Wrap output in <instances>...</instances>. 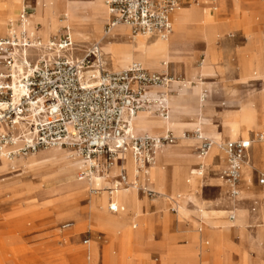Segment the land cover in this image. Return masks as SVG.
Returning <instances> with one entry per match:
<instances>
[{
	"label": "rangeland",
	"instance_id": "1",
	"mask_svg": "<svg viewBox=\"0 0 264 264\" xmlns=\"http://www.w3.org/2000/svg\"><path fill=\"white\" fill-rule=\"evenodd\" d=\"M193 1L194 0H191L190 3ZM216 1L217 0L199 1L202 8L206 9L212 16H217L218 20L225 24L224 27H221L218 30L217 34L211 41L215 55V64L218 66L215 74L201 75L195 71L205 58L206 41L201 38H191L193 35H188L186 31L182 32L176 30L174 23L172 34L167 39L170 44L169 58L166 59L167 65H164V61L160 60L157 68L148 69L142 66L150 72L171 74L174 81L171 87V92L168 93L166 98L168 108L170 109L169 106H171L174 109L173 119L176 123L172 129L170 128L166 130L174 137V142L165 148L171 151L172 159L170 162H167L166 160H164V162H167L165 167L167 175L170 174L172 167L184 166L181 167L180 170V182L182 179L185 180L188 170H195L194 166L196 164V156L198 155L196 150L199 144L195 132L197 131L201 137H207L204 133L201 134L200 129H198V123L203 124L201 127V131L203 132H208L210 127L214 125L216 126V129L222 131L216 112H220L223 108L227 107L235 108L237 103L229 100H234L233 98L234 96H238L239 90L254 89L259 91L264 88V85L261 84H264V69H262L260 65V59H257L253 63V70L255 72L257 71L258 74H261V77L256 78L257 80H253V78H251L252 74H250L245 76L248 79L247 82L246 80L240 81L238 71L239 61L242 59L246 60L253 54L247 51L241 52L240 49V47L247 42L245 27L248 28L250 34L252 33V36L255 33H259V36L264 39V0H257V2L241 0L238 2V7H236L233 2H228V0ZM37 2H41L40 6L43 10L41 16H39V18L36 17L34 24L39 32V39L42 41L41 44L44 45L47 44L52 37H58L63 31V26L67 27L69 22L66 14L60 9L53 8L54 2H50L49 0H25L27 10L29 13L31 12L28 17L34 14L35 8H38V6H36ZM78 2H80V5L86 6V9L90 14L95 10V7H91L90 5L91 0H78ZM214 7L216 9H213ZM51 8L55 10V13L48 18V11ZM18 15L13 19V22L18 18ZM201 15L206 16L202 13ZM104 25L105 23H103V28ZM54 26L57 27L55 28ZM121 31H123L122 28H116L114 30V32ZM51 32L53 34L50 36ZM115 38L118 39L121 38V36L119 37V35L116 34ZM45 39H48V41L43 43ZM101 44L102 42H99L97 45L99 52L101 53L100 59L102 61L105 60V68H109V62L106 58L105 52L101 48ZM81 45L82 44H75L72 40L71 51L63 52V50L61 52L70 55L72 58H81L87 50L92 48L90 46L85 47ZM38 50H30L32 54L31 59H35L39 55ZM108 52L113 56L112 60L114 65L122 66L124 64V61L121 60V58L126 55L125 53L119 51ZM89 65L95 67L96 62L93 58H90ZM180 81H187L189 89L197 86V81L204 83L201 86L203 94L202 108H198L194 98L189 94L184 100L178 102L177 105L173 104L172 101H168V97L177 95L178 89L181 88V83H178ZM213 111H215V113ZM154 118L157 120L161 117L154 109H152L149 112L148 119L154 120ZM195 120L196 127L191 125ZM149 129L150 131L147 134L157 136H163L166 134L164 133L165 130L158 127L152 126ZM256 132L264 135V128L262 127V129ZM227 139V136L223 135L222 141L224 142ZM260 146H264V141L255 145L252 156H250L252 162L250 172H253L254 174L259 172L264 173V166L261 167L256 164L257 162H255V160L253 161V157L255 159L258 147ZM48 151L53 152L49 153V157H39L37 160L29 161L27 163H25L24 159L20 160L19 168L16 172L11 171L14 165L17 164L15 158L11 159L9 162L11 166L9 165L7 169H0V187L17 182L22 185V188H19L18 190L16 189L17 191H29L32 190L31 187L38 190L36 191L37 193L34 191L17 193L11 190L0 189V264H85V262L88 261L89 256L91 257L90 249L92 246H94V244L101 246L107 239V235L102 232L100 233L92 225V217L89 219L91 222H89L90 227L84 225L74 230H72L74 226L62 228L64 223L73 221L69 218L58 219L56 209L47 204L48 200L53 194L59 195L60 192L71 186L81 187L84 189V192L77 197V212L80 213V217L87 218L89 217V212L85 208L89 202L90 196H93L92 193L94 192L90 190L93 185L77 181V168L70 175H66L67 172H52L44 176L46 167L51 164L54 159H71L69 153L62 151L58 147L42 149L35 152L33 155H44ZM158 156L159 155H157L156 158L157 161ZM25 157L30 158L32 155L30 154ZM157 161L154 164V168H149L150 175L154 180L148 184L151 185L154 183V185L150 187L147 183L145 185L142 184V186H145L147 189L154 192L153 196L150 197L143 192H137V197L146 204L142 207L141 211L140 208H136V212H138V215L140 214L139 216L144 220L145 225L143 227H140L139 225L132 229L130 228L133 224L132 223L129 227L133 230L132 234H134V236L132 235V239L137 245H142V241L146 238L144 230L141 228H144L149 232L153 241H157L160 238L161 233L162 235L188 231L196 234L203 233V231H199L200 227L198 226L191 228L189 219L179 218L176 214L174 204L167 202L168 206L164 209L156 207V204L159 201L164 200L162 196L155 192L158 191L161 193L163 191L162 179L165 176L164 166L158 165ZM222 165L223 161H220L219 157L213 161V164L209 167V171L203 175V187L194 193L196 199L201 203H204L207 209L231 210L232 205H234V207L242 209L244 212L250 211L249 208L251 204L249 200L252 198H258V200L261 201L262 195H259L258 197L254 196L253 190L250 188L249 191L252 192V194L250 193L249 195L241 196L239 200L235 199V204H232L229 190H223L219 181L213 183L214 179H220L219 169ZM187 166L189 168H187ZM161 168L164 170H161ZM54 170L57 171V169ZM28 176H31L33 180H36L35 183L25 181L28 179ZM55 181H58L55 186L47 184L48 182ZM252 182L254 185L256 184L254 175L252 176ZM165 187L173 191L170 181L165 183ZM259 193H261L260 188ZM185 202L187 208L192 210L193 202L190 199H186ZM150 205H152V207H150ZM65 207L67 210L63 211L62 214H70L74 211V208L70 205H65ZM107 212L110 213L108 210ZM230 214L231 213H225L219 215H221L224 220H229ZM102 215L104 216V214ZM194 216L195 214L191 212L190 218H194ZM239 224L245 227L243 223L240 222ZM257 224L258 222L249 224V227L247 228L249 231L247 235L245 234V240L251 238L253 241H256L252 238L250 230H252ZM160 229H162V231H160ZM203 229L206 232V236L202 238L199 244L197 243L195 253L197 260L199 263L203 262L202 264H214L209 261L212 258L213 261L215 260L216 264H219L222 258L221 248L215 245L209 234L211 227L205 225L203 226ZM215 230L221 237H229L230 240L234 242L237 240L236 233L233 232V230L228 229L224 223L218 224ZM67 231H69V233L66 236V239H64L62 233ZM260 238L261 242L264 241V235L261 234ZM86 239L88 242L84 244L83 242ZM256 242L261 243L258 241ZM172 244L178 248H186L189 246L190 242L187 238L182 236L173 239ZM140 247L141 246L136 247L135 249L137 250ZM254 248L252 249L253 255L257 254L258 249H260L264 255V243L259 246L258 249L255 246ZM207 250H209V260L206 259ZM113 252L115 253V262L116 264H119L118 246L114 247ZM154 257L155 255H152V258ZM96 261L97 264H106V261L104 263L101 254L97 255ZM186 264L192 263L186 262ZM230 264H236L234 258Z\"/></svg>",
	"mask_w": 264,
	"mask_h": 264
},
{
	"label": "built area",
	"instance_id": "2",
	"mask_svg": "<svg viewBox=\"0 0 264 264\" xmlns=\"http://www.w3.org/2000/svg\"><path fill=\"white\" fill-rule=\"evenodd\" d=\"M185 4L187 0H104V33L124 26L132 36L167 40L172 34L171 16ZM28 14L23 9L14 22H9L7 35L0 38V161L42 149L68 147L81 160L77 180L90 183L129 156L134 164L133 179L129 180L121 167L106 192L112 195L117 189L133 186L153 196L154 192L142 186L139 179L156 162L159 152L174 142V137L170 132L163 136L135 135L129 130V122L140 111L152 109L161 118L168 117L166 98L174 82L172 76L150 72L137 62L120 70H107L100 65L98 47L87 50L81 58H72L61 52L72 49L67 27L47 42L50 52L44 53L39 37L26 27ZM33 49H39L35 59L30 56ZM90 58L96 62V76L86 73L94 70L89 65ZM195 133L198 156H204L211 142ZM263 138L260 133L222 142L224 165L219 177L237 186L251 144ZM256 183L264 207V173H257ZM237 195L236 190H229L231 198ZM108 207L111 212L118 210L114 203ZM256 207L254 203L251 211ZM233 218L230 214L229 219ZM68 226L66 223L62 228Z\"/></svg>",
	"mask_w": 264,
	"mask_h": 264
},
{
	"label": "crops",
	"instance_id": "3",
	"mask_svg": "<svg viewBox=\"0 0 264 264\" xmlns=\"http://www.w3.org/2000/svg\"><path fill=\"white\" fill-rule=\"evenodd\" d=\"M49 1L50 2H56V0H49ZM190 1L191 0H187L188 5L185 4L183 7H181L180 9H178L177 11H175L172 14V16H171L172 31H173V23L176 22V24H183L185 22H188V20H189V9L192 6H196V8L198 9L199 12H201L202 14H205L207 16V21H208L206 33L202 32V30H201L203 28L202 25H196V26H194V30H193L196 36H193V37L191 36V38H201V39L206 41L205 58L199 64V67L197 69H195V71L201 75L215 74L218 66H216V64H215V55H214L213 46L211 45V41H212L213 37L217 34L218 30L221 27H224L225 24L223 22H220V20H218L217 16L216 17L212 16L206 9L202 8L201 4L199 2L200 0H196V1L194 0L192 3H190ZM217 1L219 2L220 0H217ZM240 1L241 0H228V2H233L236 5V7H238V2H240ZM249 1L250 2H253V1L257 2V0H249ZM213 2H215V1H213ZM40 3L41 2H37L36 6L39 7ZM102 3L104 6V0H102ZM199 5H200V7H199ZM23 9H27V5H25L23 7ZM23 9H22L21 5H19L17 3V1H15V0H0V21L3 20L5 22L4 26L7 28V30H8V26H9L8 24H9V22H11L8 19V15L12 14L14 17H16ZM213 9H216V8L214 7ZM30 13L28 14V16L30 15ZM245 20H249V19H245ZM105 21H106V18H105L104 22H100V24L98 25L99 30L102 31L103 23H105ZM237 25H238V22H237ZM4 26H0V38H3L6 36ZM54 27L56 28L57 26H54ZM117 28H122L123 31L114 32V30L116 29L115 28L108 35H106V36L103 35L104 38L102 40L101 48L105 52L106 58L109 62V68H105L106 61L100 60V64L102 65L103 68H105L107 70H118V69H123V68L127 67V65L131 62H138L141 64V66H143L145 68L154 69V68H157L159 66L160 60H163L164 65H167L166 59L169 58V51L167 48L164 49V48L155 46L153 43L155 38H148L146 40L147 47H146V50L144 53L139 52V51H133L131 48H127L125 46H123L125 48L122 47V44H125V43H133V45L136 43L134 40H132L133 37L130 36L128 29L124 26H118ZM245 31H246L245 35H246L247 42L243 46L240 47L241 52L247 51V52L253 53V54L250 58H248L246 60L242 59L241 61H239L238 71H239L240 81L246 80V82H247L248 79L245 77L247 75L252 74L251 78H253V80H257L256 79L257 77H261V74H258L257 71L255 72L253 70L254 69L253 63L257 59H260V62H261L260 65H261L262 69H264V39L261 36H259V33H255L252 36V33L250 34L247 27H245ZM30 32H32V31H30ZM32 33H34L37 37L40 38V36H39V34H37L36 30H34ZM51 34H53V33L51 32L50 36H51ZM116 34H118L119 37L121 36V38H118V39L115 38ZM93 46H97V44H95ZM93 46H90V47H93ZM169 46H170V44H169ZM107 50L108 51H116V52L119 51V52L125 53L126 55L121 58V60L124 61V64L122 66L114 65L113 60H112L113 56H111ZM30 54H31V52H30ZM30 56L32 58V54ZM205 59H206V68L202 69V65H203V62L205 61ZM189 67L192 68L191 66H189ZM0 69H1V67H0ZM187 69H188V66H187ZM169 75H171V74H169ZM183 83H185V87H181L177 91V93L180 92L181 96L176 97L172 103L177 105L178 102L184 100L185 97L189 94L194 98L195 103L198 106V108L199 109L202 108V106H203V98H202L203 94H202V89H201L202 87L201 86L204 83L201 81H197V86H194L191 89H189V87L187 86L188 85L187 81H183ZM261 84L264 85L263 83H261ZM241 95H242V98H244V100L241 98ZM251 95L253 97L260 98V99L264 98V88H262L259 91L254 90V89L239 90L238 96H234V98H233L234 100H229L231 102L237 103V106L235 108L227 107V108H223L220 112H216L218 115L221 127H222V118H223L224 112L225 111H237L242 106V103L248 97H252ZM213 112L215 113V111H213ZM256 113H255L253 121H252L253 128L249 129V130H245V132H243L235 140H237V139H248V138H252L253 136H255L257 134H260L259 132H256V131L262 129V127L264 128V113L258 112V111ZM258 115H259V117H258ZM133 118H131L130 122L132 121ZM140 118L141 117H138L137 119H140ZM135 121H137V120H135ZM153 121H155V118H154V120H152L151 125H154ZM130 122H129V124H130ZM175 124L176 123H172V122L170 123L171 129L175 126ZM191 125L196 127V120H195V122L191 123ZM149 131H150V129L148 127H142V128H135L134 132H131V131L130 132L132 134L138 135V134L148 133ZM213 131L222 133V137H223V135H226L228 138L227 140H230L229 135L227 133H224V132L216 129V126L210 127V129L207 133L209 134ZM253 132H256V133H253ZM204 138H207V137L204 136ZM227 140H225V141H227ZM262 141H264V139L259 140L258 142H254L251 144L250 149H249L248 161L246 162V164L244 166L248 165L249 168L251 169L252 162L250 160V156H252V152H253L255 145L257 143H262ZM58 148H60L62 151L66 152V153L73 152V150H71V149H66V148H61V147H58ZM165 148L166 147H164L160 151V153L158 154L159 155L158 156V165H160V166L163 165L164 169L166 167V163L170 162L172 159L171 151L169 149H165ZM50 152H52V151H48L46 154L38 155V156L33 155L34 154L33 153V154H31L32 157H30V158L17 157V158H15L17 160V164L14 165V167H13V169H11V171L12 172L18 171L19 163H20V160H22V159H24L25 163H27L29 161H35L39 157H49ZM196 152H197V150H196ZM205 155L200 156V157L198 155L196 156V164L194 166L195 167L194 169L202 172V174L201 175H195L194 179L189 181V182L187 180L185 181L183 179L180 182V170H181V167H184V166L172 167L169 175L166 174L167 172L165 169V171H164L165 178L162 180V183H163V186L165 187V183L167 181L171 182V186H172V189L174 191V197L170 196L169 199H166V196L161 195V193H158L157 191L155 192L164 198V200H161L156 204L157 206L155 205L156 207H158L160 209H164V208H166V206H168L167 202L174 204L175 208H176L177 216L179 218H182V219H189V221H190L189 223L191 225V228L195 227V226L200 227L199 231L200 232L203 231L202 234L201 233L196 234V233L189 232V231L188 232H175V233L169 234V235H162V233H161L160 238L157 241H153L151 239L149 232L146 231V229L141 228L142 230H144L146 238L142 241V245H139V244L137 245L134 242V240L132 239V231L133 230H131L130 228L134 229L139 225H140V227H143L145 225L144 220L142 218H140V216H139L140 214L134 220L124 219L121 217H115L113 215H115L121 211L120 205L127 206L129 199H131L132 204L134 206L140 208V211H141L142 207L146 204L144 201L140 200L137 197V192H138L137 189L132 190V192H130V193L129 192H123L119 195L118 199H119L120 205L116 204L118 206V210L116 212H111L108 209V211L111 214L108 213L106 210V205H105L109 201H110V203H113V202H111V200H112L111 196L112 195H108L106 190L112 186L113 177L119 173L121 167H123L125 169L128 179L129 180L133 179V168L131 166V159L129 156H125L124 159L122 161L118 162L107 174L102 175V178L95 179L94 182L87 183L84 181L77 180V181L83 182L85 184L87 183L89 185H93V187L90 188V190H92V189L100 190L99 192L92 193L93 196H90V198H89V202H88L89 205L88 204L86 205L85 209L89 212V217H87V218L86 217H80L81 216L80 213L77 212L78 211L77 210V203H78L77 197H78V195H80L84 192V189H82L81 187H78V186H71V187L63 190L62 192H60L59 195L53 194L52 197L48 200L47 204L51 205L52 208L56 209L58 219L69 218L70 220L73 221V222H66V223H69V226L65 227V228H69L72 224L74 226L72 228V230L79 228V227H82L84 225L90 227L89 219L92 217L93 218L92 225L95 227V229H97L100 233L102 232L105 235H107V239L104 242V244H102L101 246H99L98 244H94V246H92V248L90 249L91 250L90 251L91 257L89 256L88 261L85 262V264H97L96 257L99 254H101V256L103 257L104 263L106 261V264H116L115 258H114L115 253L113 252V249L115 246H118V248H119V254H118L119 264H186V262H189L192 264H198L199 262L197 260L196 254H195L196 253V246H197V243L199 244L201 242L202 238H204L206 236V232L203 229V226H205V225L202 224V222H201L202 211L206 212V214H207L206 215V222L211 226L209 234L212 237V240L214 241L215 245H217L221 248L220 250L222 253V258H221V261L219 264H230V262L233 260V258L236 261V264H264L263 252L260 251V249H258V247L261 246L264 243V241H262L261 243H257L256 241H253L251 238H248L245 240V234L247 235L248 231H249L247 228L249 227V224H252V223L258 222V224L252 230H250V233L255 234V230L257 229L258 231L260 230V234L264 235V207L261 206V203H260L261 201L258 200V198H254V199L252 198L249 200L251 205L249 208L250 211H248V212H244L242 209L234 207V205H232L231 210L207 209L206 206L204 205V203H201L200 201H198L196 199L194 193L196 191H199L203 187V182H204L203 175H204V173L209 171V167L213 164V161L217 157H219V160L223 161V165H224L223 154L221 151H220V154L212 155L210 160L204 164L203 159H204ZM51 157H53V156H51ZM164 160H166L167 162H164ZM254 160H255V162H257L256 163L257 165H260L261 167L264 166V146L258 147L257 153L255 155V159L253 157V161ZM80 162H81L80 158H73V159H69V160H62L59 158L54 159L52 161V163L46 167L44 176H46L48 173H52V172H67L66 175H70L76 168L78 171V168L80 166ZM123 164L130 165V169L128 170ZM223 165H222V167H223ZM187 168H189V167L187 166ZM0 169H4V168H2L0 166ZM54 169H57V171ZM220 169H219V171H220ZM161 170H163V168H161ZM241 172H242V169H241ZM249 173L250 174L248 176V179H245L244 178V169H243L242 181H239L238 185L235 186L236 190L239 192V196H238V198H236L238 200L241 196L249 195L250 193L252 194V192L249 191L250 188H252L254 196L258 197L259 195H261V193H259L260 187L257 185V183L254 185L252 182V176L254 175L255 179H256L257 174H254L253 172H249ZM139 180H140L141 184H143V185H145L146 183L148 184L151 181L153 182L152 176L150 174L141 176ZM19 181H23V180H19ZM25 181H30L32 183H35L36 180H33L31 178V176L30 177L28 176V179H26ZM217 181H219L221 183L223 190L228 191L231 189L227 185L226 181H224L223 179H221V178L220 179H214L213 183H217ZM57 182L56 181L55 182H48L47 184L55 186ZM15 183H17V182L6 185L5 187L2 186V187H0V189L12 190V191H15L17 193L29 192V191L30 192L34 191L35 193H37L36 191H38L34 187H31L32 190H29V191H22V190L17 191L16 189L11 188ZM152 185H154V183H152L149 186L152 187ZM35 186H36V184H35ZM38 189H40V188H38ZM260 192H261V189H260ZM186 199H190L193 202V209L192 210L187 208V205L185 202ZM230 199H231V203L235 204V199H232L231 197H230ZM254 203L257 204V207H256V210L254 212H252L251 207L253 206ZM65 205L72 206L74 208V211L70 214H61L65 210V208H64ZM150 207H152V205H150ZM232 211H236L235 213L239 214V215L236 214L235 219H237L239 217L242 221H245V224H246L245 227H243L241 224H239V226L237 224L228 225V223L230 221H233L234 218L232 220H230V219L224 220L223 217H221V215H219V214H225V213L233 214ZM191 212H193L195 214L194 218H190ZM127 213L131 214L130 211H128ZM100 214H104V217L102 219H100V221H98ZM66 223H64V224H66ZM220 223L221 224L224 223L228 229L233 230V232L236 233L237 240L235 242L230 240L229 237H221L216 233L215 229H216L217 225ZM130 224H132L131 227H130ZM235 225H236V227L234 228L235 230L231 229ZM160 231H162V229H160ZM68 233H69V231L62 233V236L64 239H66V236L68 235ZM182 236L187 238V240L190 242L188 247L178 248L174 244H172L173 239H177V238H180ZM147 243H151L152 249L144 250L143 252H139L138 250L135 249L136 247H139V246L143 247V244H147ZM161 246H163V251L157 252L155 250V248H158ZM254 246L258 249L257 250L258 252L255 255H253V253H252V249L254 248ZM247 250H248V252H247ZM164 253H165V255H164ZM208 253H209V250H207L206 259H208ZM152 255H155V257L152 258ZM209 261L216 264L215 260L213 261L212 258ZM202 263L203 262H200L199 264H202Z\"/></svg>",
	"mask_w": 264,
	"mask_h": 264
},
{
	"label": "bare ground",
	"instance_id": "4",
	"mask_svg": "<svg viewBox=\"0 0 264 264\" xmlns=\"http://www.w3.org/2000/svg\"><path fill=\"white\" fill-rule=\"evenodd\" d=\"M15 1H17V3L19 5H21V7L23 9V7L25 6V0H15ZM79 3L80 2H78V0H56V2H54V7L53 8L60 9L68 17V22H69V25L67 26L68 32L70 34L71 39L75 42V44L76 43L77 44H82L81 46H85V47L93 46L95 44L98 45L99 42H102V40L104 38L103 35L104 36L108 35V34L104 33L103 29H102V31L98 29V25L100 24V22L104 21L105 18H106V10L104 8L105 6H103L102 0H91L90 5H91V7H95V10L90 14L89 11H87L86 6L80 5ZM199 7H200V5H199ZM42 10H43V8L41 6H39L38 8H36L34 10V14H32V16L26 18V23L25 24H26V27L28 28L29 31L33 32L34 30H36L37 34L39 33L37 31V28L35 27L34 23H35L36 17L39 18V16H41ZM48 13H49V15L47 17L50 18V16L55 13V10L51 8L48 11ZM14 18L15 17L12 14L8 15L9 21H13ZM207 24H208L207 16H202L201 12L198 11L196 6H192L189 9V20H188V22H185L183 24H176V22H175L174 26H175L176 30H178V31H182V32L186 31V33L188 35L196 36L194 31H193L194 30V26L202 25L203 28L201 30H202L203 33H206V29H207V26H208ZM4 25H5V22L3 20H1L0 21V26H4ZM5 33H6V35L8 33V30H7L6 27H5ZM130 36L133 37L132 40H134L136 43L134 45H133V43H125V44H122V47L125 46L127 48H131L133 51H139V52H143L144 53L145 50H146V47H147L146 40L149 37L148 36H144V35H135V36L130 35ZM47 41H48V39H45L43 43H46ZM153 43H154L155 46H158V47H161V48H164V49L167 48L168 51L170 50L169 49L168 40L155 39ZM41 45L44 47L42 52L46 53V51H47L46 44H44V45L41 44ZM94 47H97V46H93L92 48H94ZM125 47H123V48H125ZM47 53H49V52H47ZM91 68H94V70L93 71H87L86 73L87 74L89 73V74H92V75L96 76L97 73H98V69H96V66L95 67H91ZM205 68H206V59L203 62V65H202V69H205ZM118 70H120V69H118ZM91 82H94V81H91ZM178 83H181V87H185V83H183V81H180ZM179 96H181L180 92L177 93V95H172V96L168 97L169 98L168 101H172L173 102V100L176 97H179ZM241 98H242V95H241ZM242 99L244 100V98H242ZM169 107H170V109L168 108V111L170 113V118H169V115H168V117L166 119L159 118V119L153 121L154 125H151L152 124V120L148 119L150 110H148L147 112L146 111L145 112H140L130 122L129 130L131 132H134L135 128H138V127L146 126V127L151 128L153 126V127H158V128H160L162 130H165L164 133L168 132L166 130L171 128L170 123L171 122L175 123L174 119H173L174 109L171 106H169ZM257 111L264 113V98L260 99V98H256V97H253V96L252 97H248L242 103V106L237 111H225L224 112L223 118H222V132L227 133L229 135V139L230 140H235L243 132H245V130H249V129L253 128L252 121H253L254 115H255V113ZM138 117H141V118L137 119ZM258 117H259V115H258ZM135 120H137V121H135ZM202 126H203V124L198 123V127H199L198 129H200L201 134L204 133V135H206L208 137L209 141L211 142V145H210L209 149L207 150L206 155H205V157L203 159V163L205 164V163H207L210 160L212 155L220 154V151H221L220 150V145H221V143L223 141H222V133L213 131V132L208 134L207 132L201 131V127ZM214 126H211V127H214ZM150 135H152V134H150ZM154 136H157V135H154ZM197 138L198 137H196V139ZM61 148H63V147H61ZM66 149H70V148H66ZM71 150H73V149H71ZM69 154H70L71 159L79 158L77 152L74 151V150H73V152H71ZM10 161L11 160L2 159L0 161V166L2 168H4V169H7L9 167V165H10V163H9ZM156 161H157V159H156ZM154 164L151 166L152 168L155 167ZM245 164H246V162H244L242 164V166H241L242 172L240 171V181H242L243 169H244V178L245 179H248V176L250 174L249 173L250 172V168H249L248 165L244 166ZM123 165L128 170L130 169V165H127V164H123ZM131 166L133 168V175H134V164H133L132 160H131ZM148 174H150L149 169L146 172V175H148ZM195 175H201V172L197 171V170H188L187 176L185 178V181L187 180L189 182V181L193 180ZM97 178H102V176H96L95 178H93V180L91 182H94V180L97 179ZM164 178H165V176L163 177V179ZM227 185L231 189L236 190V188L231 186L229 183H227ZM11 188H14V189L18 190L19 188H22V185L19 184V183H15ZM135 189L136 188L133 187V186H128V187L117 189L115 192L112 193L111 202H113V203H115L117 205H120L119 204V199H118L119 195L121 193H123V192H129L130 193V192H132V190H135ZM48 193H49V191H48ZM237 193H238V195H237L236 198H238V196H239V192L238 191H237ZM161 195L166 196V198L169 199L170 196L174 197V191H172L171 189H167L166 187L163 186V191L161 192ZM128 201H127L128 205L127 206L120 205L121 211L118 212L117 214L113 215V216L121 217V218H124V219L134 220L138 216V212H136V208L137 207L132 204L131 199H129ZM109 203H110V201L107 204H105L106 205V210L109 209V207H108ZM64 208H65V210H67L66 207H64ZM128 211H130L131 214H128L127 213ZM235 212L236 211H232V213L234 214V219L236 218V214H237ZM206 215H207L206 212L202 211V220H201V222H202V224L211 227L206 222ZM237 215H239V214H237ZM103 217L104 216L102 214L99 215L98 221H100V219H102ZM234 219H233V221H230L228 223V225H233V224H237L238 225L240 222L243 223L244 225H246L245 221H242L239 217L237 219H235V220ZM71 226H73V224ZM259 231L256 229L255 230V234H251V236L256 241L261 242V238H260L261 234H260ZM132 235L134 236V234H132ZM135 239H136V237H135ZM150 249H152L151 243H147V244H143V247H140L137 250L139 252H143L144 250H150ZM155 250L157 252H162L163 251V246L155 248ZM164 255H165V253H164Z\"/></svg>",
	"mask_w": 264,
	"mask_h": 264
}]
</instances>
